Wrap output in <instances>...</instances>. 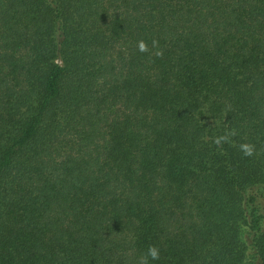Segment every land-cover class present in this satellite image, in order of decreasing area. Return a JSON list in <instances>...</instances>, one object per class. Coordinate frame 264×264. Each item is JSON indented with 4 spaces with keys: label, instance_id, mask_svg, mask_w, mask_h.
Wrapping results in <instances>:
<instances>
[{
    "label": "trees",
    "instance_id": "16d2710c",
    "mask_svg": "<svg viewBox=\"0 0 264 264\" xmlns=\"http://www.w3.org/2000/svg\"><path fill=\"white\" fill-rule=\"evenodd\" d=\"M151 246L264 264V0H0V264Z\"/></svg>",
    "mask_w": 264,
    "mask_h": 264
},
{
    "label": "clouds",
    "instance_id": "9594fccd",
    "mask_svg": "<svg viewBox=\"0 0 264 264\" xmlns=\"http://www.w3.org/2000/svg\"><path fill=\"white\" fill-rule=\"evenodd\" d=\"M139 51L145 52L147 51V47L143 41H141L138 45ZM246 154L251 155V152L248 151ZM160 258L159 249L155 246H151L147 249L145 255L139 258L138 264H150L151 261H158Z\"/></svg>",
    "mask_w": 264,
    "mask_h": 264
}]
</instances>
